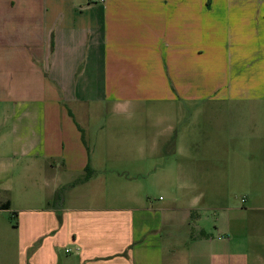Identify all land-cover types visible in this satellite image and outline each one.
Returning <instances> with one entry per match:
<instances>
[{"label":"crops","instance_id":"obj_1","mask_svg":"<svg viewBox=\"0 0 264 264\" xmlns=\"http://www.w3.org/2000/svg\"><path fill=\"white\" fill-rule=\"evenodd\" d=\"M90 101L131 126L90 128L103 114L75 107ZM153 103L193 104L191 145L231 149L233 104H264V0H0V219L15 213L17 264H246L203 232L174 239L168 207L120 205L130 181L113 168L143 177L155 148L182 149L183 117L163 116L160 143L137 126ZM243 228L264 246L262 219Z\"/></svg>","mask_w":264,"mask_h":264},{"label":"rangeland","instance_id":"obj_2","mask_svg":"<svg viewBox=\"0 0 264 264\" xmlns=\"http://www.w3.org/2000/svg\"><path fill=\"white\" fill-rule=\"evenodd\" d=\"M192 105L185 103L182 108H177L153 103L139 108L138 112L145 114L146 119L139 115L141 118L135 120L137 126H146L148 129L152 123L153 142L157 143L161 142L160 134L167 124L163 116L183 117L175 127L179 130V137L183 136L182 149L176 152L163 146L155 148L149 158L150 167L147 163V172L143 177L137 174L140 171L138 163L113 168L123 176L121 181L127 176V181H130L122 183L119 190L122 194L120 205L128 204L123 198L130 193L138 198L137 203L149 205L151 201L153 207H168L166 216L170 219L168 223L174 224L171 232L176 237L174 239H188L203 232L206 240H210L212 245L215 242L216 251L222 250L219 244L226 245L223 242H228L232 244L233 255L239 257L241 251L248 252L246 264H264V246L255 248L256 236L244 231V228L240 230V225L256 223L258 218L264 222V209H247L257 205L264 207V104L235 103L232 112L229 108L225 109L233 113L234 142L230 144L233 146L229 150L218 144L191 145L192 140L200 139L199 131L202 130V125H198L197 129L194 126V121L201 123L202 116L196 115V108ZM75 107L83 112L103 114L101 119H90L92 129L98 124L105 128L131 126L129 121L117 124L114 113L119 112L113 104L90 101L76 103ZM150 115L152 120L149 119ZM242 124L247 126L246 133L243 132ZM215 130L212 137H225L223 129ZM94 131L89 133L93 134ZM178 157L184 162L181 167L184 170L183 182L178 178ZM186 212L190 215L182 221ZM15 223L16 217L10 212L4 214L3 220L0 219V224L7 227L0 228V264H17L15 235L8 231L13 230ZM5 233L8 234L7 241L4 240ZM258 239L264 242V237ZM171 242L175 243V240ZM207 246H211L210 243ZM255 250L261 252V261L257 260ZM233 258L230 264H241L240 259Z\"/></svg>","mask_w":264,"mask_h":264},{"label":"trees","instance_id":"obj_3","mask_svg":"<svg viewBox=\"0 0 264 264\" xmlns=\"http://www.w3.org/2000/svg\"><path fill=\"white\" fill-rule=\"evenodd\" d=\"M88 170H86V172H87ZM2 207L1 208H6L7 207V205H1ZM12 214H14L15 215V213H12ZM58 219H59V221H60V217L58 216Z\"/></svg>","mask_w":264,"mask_h":264},{"label":"built area","instance_id":"obj_4","mask_svg":"<svg viewBox=\"0 0 264 264\" xmlns=\"http://www.w3.org/2000/svg\"><path fill=\"white\" fill-rule=\"evenodd\" d=\"M102 1V0H101Z\"/></svg>","mask_w":264,"mask_h":264}]
</instances>
